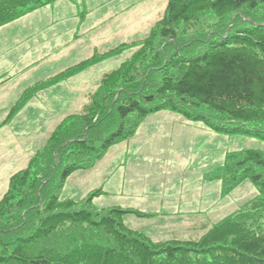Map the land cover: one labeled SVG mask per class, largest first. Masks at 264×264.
Listing matches in <instances>:
<instances>
[{"label":"trees","instance_id":"trees-1","mask_svg":"<svg viewBox=\"0 0 264 264\" xmlns=\"http://www.w3.org/2000/svg\"><path fill=\"white\" fill-rule=\"evenodd\" d=\"M59 0H0V27ZM80 113L65 116L46 145L14 173L0 199V264H264V151L228 152L208 174L223 197L250 181L257 195L197 240L151 239L94 198H63L67 179L92 169L132 138L153 113L169 110L226 135L264 141V0H167L143 39L123 43L29 86L10 123L41 92L124 51Z\"/></svg>","mask_w":264,"mask_h":264},{"label":"rangeland","instance_id":"rangeland-1","mask_svg":"<svg viewBox=\"0 0 264 264\" xmlns=\"http://www.w3.org/2000/svg\"><path fill=\"white\" fill-rule=\"evenodd\" d=\"M166 6L167 0H59L0 27V75L7 74L0 80V199L11 176L43 149L65 116L82 111L102 76L130 51L48 88L4 123L21 94L96 52L145 38ZM242 149L264 151V141L218 133L163 110L148 115L92 169L73 173L62 197L78 200L102 189L96 206L154 215L125 214L130 228L156 241L197 240L258 193L246 181L223 197L220 181L207 178L228 152Z\"/></svg>","mask_w":264,"mask_h":264},{"label":"crops","instance_id":"crops-1","mask_svg":"<svg viewBox=\"0 0 264 264\" xmlns=\"http://www.w3.org/2000/svg\"><path fill=\"white\" fill-rule=\"evenodd\" d=\"M33 65H34V64H29L27 67H32ZM73 66H74V65H73ZM70 67H72V66H70ZM67 68H69V67H67ZM67 68H65V69H67ZM65 69H63V70H65ZM63 70H62V71H63ZM60 72H61V71H60ZM6 75H7V74H2V75H0V80H1V79H4ZM51 77H53V75L50 76V77H48V79L51 78ZM46 80H47V79H46ZM40 81H43V80H40ZM70 81H71V80H70ZM36 83H37V82H36ZM34 84H35V83H34ZM53 87H55V86H53ZM51 88H52V87H51ZM45 91H46V90H45ZM45 91H43V92H45ZM41 93H42V92H41ZM21 95H22V94H21ZM42 95H43V94H42ZM20 97H21V96H20ZM19 99H20V98H19ZM17 101H18V100H17ZM27 104H28V103H27ZM27 104H26V105H27ZM26 105H25V107H26ZM13 106H14V105H13ZM13 106H12V107H13ZM12 107H11V109H12ZM25 107H24V108H25ZM24 108H23V109H24ZM11 109H10V110H11ZM23 109H22V110H23ZM10 110H9V112H10ZM22 110L20 111V113L22 112ZM9 112H8V113H9ZM20 113H19V114H20ZM19 114H18V115H19ZM7 115H8V114H7ZM18 115H17V116H18ZM17 116H16V117H17ZM11 123H12V121L10 122V124H11Z\"/></svg>","mask_w":264,"mask_h":264}]
</instances>
